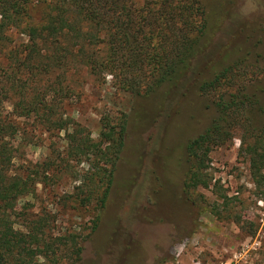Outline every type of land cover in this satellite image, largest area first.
<instances>
[{"label":"trees","instance_id":"trees-1","mask_svg":"<svg viewBox=\"0 0 264 264\" xmlns=\"http://www.w3.org/2000/svg\"><path fill=\"white\" fill-rule=\"evenodd\" d=\"M31 1L0 0V264L79 260L83 247L75 232H54L50 212L17 207L22 197L35 194L38 181L68 171L70 160L86 164L75 177L73 207L92 205L96 226L106 203L124 144L126 115L103 111L94 139L79 121L65 115V100L74 90L65 83L71 71L84 69L97 83L110 75L112 87L131 96L161 90L163 96H172L194 89L211 94L209 123L185 145V188H208L213 179L207 170L210 152L243 130L240 139L246 141L251 177L264 195V120L258 121L256 112L264 113L263 89L239 76V60H225L234 37L219 44L214 55H205L223 23L220 11L209 16L200 0H49L43 17L33 21ZM13 30L27 42L12 44ZM22 118L45 132L64 133L63 151L44 163L48 176L29 166L21 172L14 168L21 143L17 139L25 133Z\"/></svg>","mask_w":264,"mask_h":264},{"label":"rangeland","instance_id":"rangeland-1","mask_svg":"<svg viewBox=\"0 0 264 264\" xmlns=\"http://www.w3.org/2000/svg\"><path fill=\"white\" fill-rule=\"evenodd\" d=\"M48 1L29 3L33 21L43 17ZM200 1L209 16L220 11L223 21L206 57L234 37L225 60H239V76L248 85L257 82L264 99V0ZM10 36L12 44L27 42L15 30ZM104 81H93L84 69L69 72L65 80L74 89L65 100V115L94 139L103 111L126 115L124 144L97 225L92 205L73 207L75 177L86 167L76 160L58 177L38 181L35 194L18 201L19 210L50 212L54 232H75L83 247L75 264H264V195L251 177L243 130L210 152V186L186 189L185 145L209 123L212 95L194 89L166 97L162 90L131 96L112 87L110 75ZM3 105L11 110L9 102ZM256 112L263 121L264 113ZM20 126L25 133L17 139L14 168L21 172L29 166L48 176L44 163L63 151V131L45 132L25 118Z\"/></svg>","mask_w":264,"mask_h":264}]
</instances>
